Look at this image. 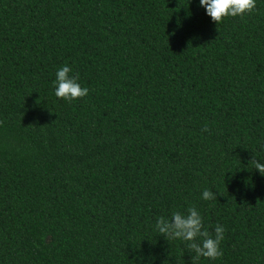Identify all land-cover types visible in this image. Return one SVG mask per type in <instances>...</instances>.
I'll return each instance as SVG.
<instances>
[{
	"label": "trees",
	"instance_id": "trees-1",
	"mask_svg": "<svg viewBox=\"0 0 264 264\" xmlns=\"http://www.w3.org/2000/svg\"><path fill=\"white\" fill-rule=\"evenodd\" d=\"M65 65L87 96H55ZM253 155L264 0L218 24L199 0H0V264H192L155 230L190 207L226 230L198 264H264Z\"/></svg>",
	"mask_w": 264,
	"mask_h": 264
},
{
	"label": "clouds",
	"instance_id": "clouds-1",
	"mask_svg": "<svg viewBox=\"0 0 264 264\" xmlns=\"http://www.w3.org/2000/svg\"><path fill=\"white\" fill-rule=\"evenodd\" d=\"M199 3L216 24L225 17H237L251 13L256 7V0H199ZM70 72L69 66H62L57 70L56 79L53 81L55 96L67 102L83 98L89 92L87 87H82L78 82L79 75H70ZM249 163L253 164L254 169L264 176V163L258 162L254 155ZM202 198L204 200L217 199L214 192L208 189L203 191ZM155 230L167 240L185 241L187 250L194 254L192 264H198L201 257L216 260L223 255L220 244L224 239L225 228L218 224L213 235L204 228L202 217L194 207L188 208L187 214L174 211L170 218L158 217Z\"/></svg>",
	"mask_w": 264,
	"mask_h": 264
}]
</instances>
